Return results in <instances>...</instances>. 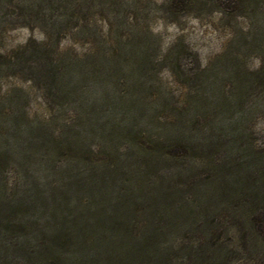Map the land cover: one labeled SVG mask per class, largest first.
<instances>
[{"label": "trees", "instance_id": "obj_1", "mask_svg": "<svg viewBox=\"0 0 264 264\" xmlns=\"http://www.w3.org/2000/svg\"><path fill=\"white\" fill-rule=\"evenodd\" d=\"M0 1V15L21 4L29 27L50 24L0 52L48 112L27 114L20 88L0 99V264H264V0L154 8L218 16L230 36L203 65L178 39L159 51L142 29L123 38L149 0H105L111 38L86 55L56 52L66 19L50 21L46 0Z\"/></svg>", "mask_w": 264, "mask_h": 264}, {"label": "rangeland", "instance_id": "obj_2", "mask_svg": "<svg viewBox=\"0 0 264 264\" xmlns=\"http://www.w3.org/2000/svg\"><path fill=\"white\" fill-rule=\"evenodd\" d=\"M117 1L122 3L125 0ZM46 2L50 5V21L53 20L60 24L62 20L66 19L65 23H61L65 25V28L58 36L56 52L71 51L76 54L86 55L89 52L85 50L91 49L93 44L95 45L98 42L96 38H111L109 36L111 24L106 19L105 11H102V5L105 4V0H46ZM149 2L154 4L153 8L147 9L145 5L137 8V24L134 29L128 28L124 31L123 38L125 40L128 38L132 39L133 35L138 36L137 34L142 29L145 33L155 37L153 38L154 41L158 40L156 42L158 43L159 51H167V48L177 39L184 42L192 54L190 58L196 57V61L200 62L199 65H203L208 59L213 60L220 55V46L228 40V35L230 36V34L223 30H216L219 29L218 16L213 15L207 18H201L200 16L180 17L176 23L173 19H168L157 12V10L155 11L154 8H159L164 1L149 0ZM16 6L18 7L15 9ZM16 6L8 7L4 10L5 12L1 11L2 14L0 15V52L5 53L9 58L10 52L25 47L28 42H40L43 34L47 33L45 29H50V24L44 26V28H41L38 24H32L29 27L27 22L20 20L24 15L23 6L21 4ZM74 6L80 11L78 15L73 14ZM190 58L179 61L181 75L183 76L180 79L192 74L189 66L194 61ZM256 59L254 55L250 57L245 62L246 64L242 66V69L246 72L257 71ZM158 78L174 88L175 80L166 70L161 69V75L159 74ZM27 82V79L18 78L10 71H0V99L3 94L11 92L12 89L20 88L28 95V99H25L27 106L25 112L37 117V112L44 111L48 116L46 104L39 94L40 91L28 85ZM182 88L180 87V90ZM260 118V116L255 117L254 129H260Z\"/></svg>", "mask_w": 264, "mask_h": 264}]
</instances>
